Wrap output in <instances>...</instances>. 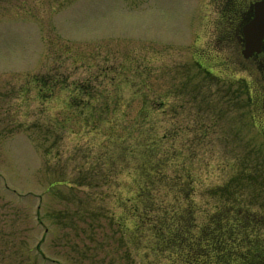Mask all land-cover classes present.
<instances>
[{
	"label": "rangeland",
	"instance_id": "rangeland-1",
	"mask_svg": "<svg viewBox=\"0 0 264 264\" xmlns=\"http://www.w3.org/2000/svg\"><path fill=\"white\" fill-rule=\"evenodd\" d=\"M250 1L0 0V264H212L210 218L264 222V142L220 50V12Z\"/></svg>",
	"mask_w": 264,
	"mask_h": 264
},
{
	"label": "flooded vegetation",
	"instance_id": "flooded-vegetation-1",
	"mask_svg": "<svg viewBox=\"0 0 264 264\" xmlns=\"http://www.w3.org/2000/svg\"><path fill=\"white\" fill-rule=\"evenodd\" d=\"M258 1L264 3V0ZM220 14L224 17L220 18V21L226 22L231 32L225 38V43L220 44V50L228 55L230 54L233 58V60H227V64L230 65L231 62L232 67L226 68L241 76L245 84L243 90H245L244 92L251 108L247 123L244 122V126L249 125L250 128L255 129L258 136L264 141V37L261 39L259 51H251L247 57H244L245 41L241 28L242 25L249 22L253 14L252 5L248 4L243 8L235 7L223 10ZM214 219L216 221L219 220V223L223 226H216L212 231L215 236L211 237L210 242L204 243L216 251L213 255L212 264H219L220 261L223 264H255L254 260L244 261V259L252 253L257 255L258 252H255L257 250L264 253V237L259 235V231L263 230L260 226L264 223L260 219L252 218L248 215H238L237 213L229 214V217L224 215L216 218L215 216ZM204 228L201 227L198 231L201 233L205 230ZM234 234H238L240 237L231 241L230 238ZM224 240L233 244L238 242L237 250L234 251L230 248L229 251L224 252L219 244L224 242ZM255 259L258 258L255 257Z\"/></svg>",
	"mask_w": 264,
	"mask_h": 264
}]
</instances>
